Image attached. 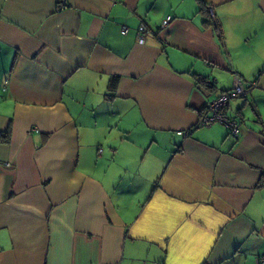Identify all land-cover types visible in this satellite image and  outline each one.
Masks as SVG:
<instances>
[{
	"label": "crops",
	"instance_id": "0c3cea01",
	"mask_svg": "<svg viewBox=\"0 0 264 264\" xmlns=\"http://www.w3.org/2000/svg\"><path fill=\"white\" fill-rule=\"evenodd\" d=\"M61 2L0 0V264H258L264 0Z\"/></svg>",
	"mask_w": 264,
	"mask_h": 264
},
{
	"label": "built area",
	"instance_id": "2783aa9c",
	"mask_svg": "<svg viewBox=\"0 0 264 264\" xmlns=\"http://www.w3.org/2000/svg\"><path fill=\"white\" fill-rule=\"evenodd\" d=\"M64 0H62L60 5H63ZM208 18L213 25V27L218 31V25L216 21V15L211 7L207 8ZM170 21V17H166L163 22V25L167 24ZM143 30V26H140L139 33ZM121 33H126V30L122 28ZM138 41L140 43L143 42L141 37H138ZM256 87L255 83L249 84L247 87L243 86L241 81L235 76L234 78V86L230 91L224 92L220 94L215 99L208 101L205 105L204 110L199 116V120L196 124L197 127H208L213 124H222L224 125L230 136L236 138L239 136L240 132V119L237 117L229 116L226 110L229 101L233 99H237L240 97H244L247 93ZM37 132V130H35ZM177 134L182 135V132H178ZM101 149L99 153H101ZM258 264H264V257H261L258 261Z\"/></svg>",
	"mask_w": 264,
	"mask_h": 264
},
{
	"label": "trees",
	"instance_id": "16d2710c",
	"mask_svg": "<svg viewBox=\"0 0 264 264\" xmlns=\"http://www.w3.org/2000/svg\"><path fill=\"white\" fill-rule=\"evenodd\" d=\"M205 12H206V15H207V11H206V8H205ZM207 22L209 23L210 20L208 18ZM196 83L200 86H204L206 87L207 86V81L204 79V78H200V77H196ZM115 84H116V78H113L112 79V82H111V90L113 91L115 89ZM227 92V91H226ZM224 93V92H223ZM206 105V104H205ZM205 108V106H204ZM203 108V110H204ZM202 110V111H203ZM201 111V113H202ZM200 113V115H201ZM197 127V126H195ZM9 143V130H7L6 132L4 133H0V144H8ZM257 187H264V172H262L261 176H260V179H259V182H258V185Z\"/></svg>",
	"mask_w": 264,
	"mask_h": 264
},
{
	"label": "rangeland",
	"instance_id": "374dc122",
	"mask_svg": "<svg viewBox=\"0 0 264 264\" xmlns=\"http://www.w3.org/2000/svg\"><path fill=\"white\" fill-rule=\"evenodd\" d=\"M148 158H149L148 156L145 158V163L148 162Z\"/></svg>",
	"mask_w": 264,
	"mask_h": 264
}]
</instances>
